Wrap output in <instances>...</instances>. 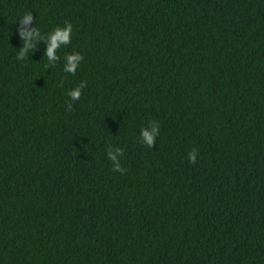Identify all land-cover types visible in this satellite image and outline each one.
Returning a JSON list of instances; mask_svg holds the SVG:
<instances>
[{"label": "trees", "instance_id": "obj_1", "mask_svg": "<svg viewBox=\"0 0 264 264\" xmlns=\"http://www.w3.org/2000/svg\"><path fill=\"white\" fill-rule=\"evenodd\" d=\"M0 264H264V0H0Z\"/></svg>", "mask_w": 264, "mask_h": 264}, {"label": "clouds", "instance_id": "obj_2", "mask_svg": "<svg viewBox=\"0 0 264 264\" xmlns=\"http://www.w3.org/2000/svg\"><path fill=\"white\" fill-rule=\"evenodd\" d=\"M32 14L29 12L24 13L18 20V24L20 25L17 28V34L20 37V41H23L22 46L20 47L17 53V59H23L26 53L31 52V48L35 42L38 40H42L46 43V49L44 51L43 56L46 57L49 64H54L59 57L57 56V49L61 46H66L70 43L71 34H72V26L67 21L65 22L63 27H56L51 32H49L45 37H42L40 32L35 28H29L28 25L32 22ZM82 60V56L78 52H71L70 54H65L64 63H63V71L66 73H74V71L78 68L80 61ZM84 87V84L74 87L70 91H68L67 95L71 100H77L81 95V89ZM71 107V105H68ZM158 134V124L155 121H149L148 126L140 129V138L141 141L151 147L153 143V138ZM122 154V150L120 148H111L107 150L106 156L107 159L111 161L112 167L115 171H123L120 166L118 157ZM196 149H192L188 153L189 162H195L196 159Z\"/></svg>", "mask_w": 264, "mask_h": 264}]
</instances>
